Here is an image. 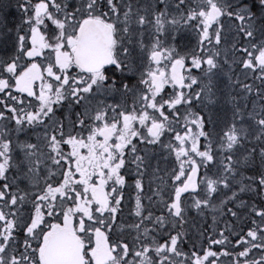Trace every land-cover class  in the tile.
<instances>
[{"label": "snow or ice", "instance_id": "obj_1", "mask_svg": "<svg viewBox=\"0 0 264 264\" xmlns=\"http://www.w3.org/2000/svg\"><path fill=\"white\" fill-rule=\"evenodd\" d=\"M0 264H264V0H0Z\"/></svg>", "mask_w": 264, "mask_h": 264}]
</instances>
